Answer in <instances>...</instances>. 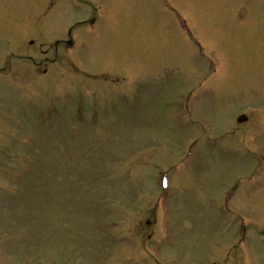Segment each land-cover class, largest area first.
<instances>
[{"label": "rangeland", "instance_id": "obj_1", "mask_svg": "<svg viewBox=\"0 0 264 264\" xmlns=\"http://www.w3.org/2000/svg\"><path fill=\"white\" fill-rule=\"evenodd\" d=\"M50 1L0 0V67L8 25L47 36L0 76V264H264V0H98L53 66L84 16Z\"/></svg>", "mask_w": 264, "mask_h": 264}, {"label": "water", "instance_id": "obj_2", "mask_svg": "<svg viewBox=\"0 0 264 264\" xmlns=\"http://www.w3.org/2000/svg\"><path fill=\"white\" fill-rule=\"evenodd\" d=\"M239 120H241V119H239Z\"/></svg>", "mask_w": 264, "mask_h": 264}]
</instances>
